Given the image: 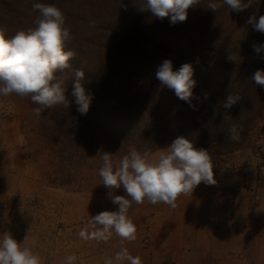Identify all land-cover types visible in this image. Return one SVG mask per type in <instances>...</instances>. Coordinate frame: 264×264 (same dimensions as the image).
Returning a JSON list of instances; mask_svg holds the SVG:
<instances>
[{
    "label": "rangeland",
    "instance_id": "374dc122",
    "mask_svg": "<svg viewBox=\"0 0 264 264\" xmlns=\"http://www.w3.org/2000/svg\"><path fill=\"white\" fill-rule=\"evenodd\" d=\"M18 1L15 8L19 11H10L0 21V28L8 36L35 27L33 3L54 5L64 13L65 27L72 36L66 49L76 53L70 60L71 68L65 70L67 97L71 96L75 70L84 71L82 83L87 84L94 74L96 79L101 78L97 71L121 64L139 71L151 69L143 80L134 77L132 82H142L166 96L169 89L155 76L162 60H172L174 69L183 63L195 68L201 54L223 51L244 55L254 50L256 41H264V34L247 23L253 14L257 19L264 15V0L241 13H230L226 7L214 12L206 7L207 0H202L188 10L186 21L175 25L167 18L156 19L140 11V0ZM247 60L238 57L240 63ZM36 107L30 97L0 96V231H9L22 247L38 254L41 264H65L69 255L77 257L74 264H87L91 259L104 264L120 249V238L113 233L107 241L84 240L79 232L86 229L91 216L115 211L117 206L108 197L110 190L97 179L87 189L50 186L48 176L53 166L48 152L42 149V140L47 122L56 113L46 109L37 116ZM163 149L151 152L149 158L155 160ZM225 155L219 160L227 159L236 176L225 184L228 167L222 166L226 171H220L219 164L224 161L211 155L217 183H201L198 187L214 190V198L224 200L222 208L234 213L236 230L245 234L248 263L264 264V114L246 146ZM112 191L114 195H126L122 187ZM129 215L137 226V239L125 241L123 247L132 255L128 248L147 245L150 203H133Z\"/></svg>",
    "mask_w": 264,
    "mask_h": 264
},
{
    "label": "clouds",
    "instance_id": "9594fccd",
    "mask_svg": "<svg viewBox=\"0 0 264 264\" xmlns=\"http://www.w3.org/2000/svg\"><path fill=\"white\" fill-rule=\"evenodd\" d=\"M200 3L202 0H140L137 4L140 11L150 13L156 19L167 18L171 25H175L186 21L188 10ZM259 4L260 0H207L206 7L214 12L226 7L230 13H241ZM31 10L37 13L34 28L17 31L12 36L0 28V96L30 97L38 105L34 109L37 116L43 110L58 105L69 108L72 102L77 105V111L86 115L93 97L83 86V70H75L71 78L72 101L66 96L65 70L71 68L70 60L76 53L66 49L72 36L70 29L65 27L64 13L54 5L38 2L31 5ZM247 23L253 30L264 34V15L257 19L253 14ZM253 48L257 54L264 53V44H254ZM155 76L161 86L174 91L177 98L195 110L192 100L197 81L193 79L191 63H183L174 69L172 60L164 59L157 66ZM250 79L264 88V69H257ZM204 95L207 98V93ZM240 100L239 94L230 92L223 108L231 109ZM226 135L238 141L239 126L232 124ZM149 155L147 151L132 147L118 162L112 160L109 152H104L101 157L98 175L104 187L110 190L108 197L117 208L91 216L79 236L84 240L107 241L114 233L120 238V249L104 264H142L139 256L133 257L123 247L125 241L137 239V226L129 215L133 203L147 201L175 208L179 196L193 194L201 183H217L209 151L194 147L192 141L184 136L176 137L155 160H151ZM121 187L126 195H114L112 189ZM76 260L75 255H69L65 264H74ZM0 264H41V257L30 248L22 247L9 231L4 230L0 231Z\"/></svg>",
    "mask_w": 264,
    "mask_h": 264
},
{
    "label": "trees",
    "instance_id": "16d2710c",
    "mask_svg": "<svg viewBox=\"0 0 264 264\" xmlns=\"http://www.w3.org/2000/svg\"><path fill=\"white\" fill-rule=\"evenodd\" d=\"M18 2L0 0V21L10 11H19L15 8ZM244 56L248 60L240 63L238 57ZM261 56L264 53L254 50L244 55L223 51L199 55L193 76L197 81L192 100L195 110L170 89L163 96L158 89L132 82L134 77L143 80L151 69L139 71L121 64L97 71L101 78L96 79L94 74L89 83L83 84L93 97L86 115L77 111L74 102L69 108L58 105L50 109L56 116L47 122L42 140V149L48 152L53 166L48 183L56 188L87 189L97 179L103 186L98 170L104 152L118 162L132 147L150 154L178 136L190 139L194 147L204 148L213 156L243 148L264 114V88L250 79L257 69H264ZM230 92L239 94L241 100L226 110L223 104ZM232 124L239 126L238 141L226 135Z\"/></svg>",
    "mask_w": 264,
    "mask_h": 264
},
{
    "label": "crops",
    "instance_id": "0c3cea01",
    "mask_svg": "<svg viewBox=\"0 0 264 264\" xmlns=\"http://www.w3.org/2000/svg\"><path fill=\"white\" fill-rule=\"evenodd\" d=\"M225 156L214 157L224 161L220 171L228 167L224 183L229 184L236 175L227 159L219 160ZM214 196V190L197 187L193 194L179 196L175 208L150 203L147 245L128 248L132 256L142 257V264H249L245 234L236 230L234 213L222 208L224 200ZM87 264L100 262L91 259Z\"/></svg>",
    "mask_w": 264,
    "mask_h": 264
}]
</instances>
